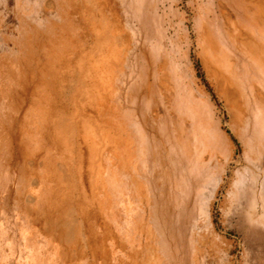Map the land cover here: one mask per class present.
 <instances>
[{"label":"rangeland","instance_id":"rangeland-1","mask_svg":"<svg viewBox=\"0 0 264 264\" xmlns=\"http://www.w3.org/2000/svg\"><path fill=\"white\" fill-rule=\"evenodd\" d=\"M111 1L109 6L120 10L117 1ZM214 2L181 0L180 6L192 15L193 20L188 22L191 29L200 13L211 9ZM147 5L154 20L139 42L145 53L141 56L142 72L147 67L146 52L156 39L160 41L161 52L171 57L177 68L176 62L183 59H178L181 54L175 48L179 49L182 41L184 51L186 44L169 8L170 0H147ZM95 25L96 11L87 0H0V264H21L31 244L35 246L34 264H143L146 256L152 257L151 264H264V145H250L247 140L245 144L240 143L233 135L234 159L226 164L216 188L202 177H196L189 179L193 183L192 190L179 192L176 181L181 171L172 170L166 160L164 87L159 83L158 94L148 96L143 91L145 83L131 76L130 82L139 83L142 90L126 100L123 88L130 70L127 60L119 63L108 98L110 107L122 121L124 135L130 136L132 149L128 166H115L116 183L108 184V190L100 196L105 205V212L101 214L105 225L98 226L96 231L110 235L109 252L95 257L89 255L83 260L61 256L51 236L40 233L28 222L26 201L33 187L39 188L33 175L39 173V162L45 158L42 166L46 169L50 158L59 165L63 161L68 165L70 160L80 161L88 152L89 157L93 156V145L52 142L53 130L49 127L52 121L57 125L56 137H66L64 127L58 122H62L63 117L52 120L45 113L41 119L33 118V73L41 75L38 96L49 95V85H54L52 103L57 106L58 113L63 112L64 94L57 87L62 86L63 80L52 82L51 73L65 72L54 67L63 68L66 62L97 61ZM120 33L128 44V58H132L129 48L135 44V38L128 27H122ZM192 34L196 36L195 30ZM195 46L196 41L191 48L195 75L212 91V99H215ZM166 72L168 70L159 69V79ZM39 119L41 128L37 125ZM176 133L178 135V130ZM141 145L149 148L150 179L147 182ZM28 156L32 160H25ZM205 159L210 169L218 167L219 158ZM70 169L78 172L80 166L72 164ZM127 181L132 184L130 190L126 188ZM141 184L146 185L145 189ZM211 188L210 211L206 214L199 202L209 196ZM179 193L181 199L177 197ZM180 211L182 216L178 215ZM163 212L173 216L175 227L163 221ZM133 251L138 252V263L132 260Z\"/></svg>","mask_w":264,"mask_h":264},{"label":"crops","instance_id":"crops-1","mask_svg":"<svg viewBox=\"0 0 264 264\" xmlns=\"http://www.w3.org/2000/svg\"><path fill=\"white\" fill-rule=\"evenodd\" d=\"M109 1L111 0L91 1L96 7L97 61L66 62L63 68L54 67L56 70L64 69L65 72L51 73L52 82L63 80L62 86H57L64 94L63 112L58 113L57 106L52 103L54 85H49V95L38 96L37 86L41 87V75L38 77L34 72L35 78H32L35 81L32 88L33 118L41 119L45 113L51 112L49 119H64V123L58 121L64 127V139L56 137V122H50L49 127L53 130L52 142L59 145H93V156L89 157L88 152L81 156L80 161L70 160L68 165L64 161L59 165L50 158L45 169L42 166V160L43 165L45 162L43 158L38 164L39 173L33 174L38 180V194L43 208L35 219H31L25 212L28 222L35 229L51 236L59 254L75 260H83L89 255L95 257L105 254L111 247L110 235L99 234L96 228L105 225L101 221L105 205L102 204L100 196L108 190V184L116 183L115 166L127 167L132 153L130 136L124 135L122 121L108 103L109 94L113 90L112 80L121 61L130 62L123 88L126 100L131 99L137 90H142L139 83L130 82L131 76L138 77L137 81L145 83L143 91L148 96L155 97L158 94L159 83L164 87L166 118L163 129L168 153L166 160L172 170L181 171L176 181L179 192L188 193L192 190L193 183L189 179L196 177H202V180L212 183L213 188H216L217 183L222 180L226 164L234 159L236 143L233 135L244 144L247 140L250 145H264V72L250 56L248 45L243 44L240 36V32L248 31L253 35L254 41L264 44V13L258 12L259 7L264 5V0H215L214 6L202 11L193 25L195 37L192 34L194 30L188 25L193 20L191 13L180 6L181 0H170L169 8L172 9L175 23L182 31L186 44L184 51L181 48L182 41L179 42V49L175 48L181 54L177 58L183 61L176 62L180 67L177 65L174 68L173 60L161 52L160 41L156 39L150 43L146 52L147 67L144 72L141 56L145 53L139 42L143 32L148 30L152 19L154 20L151 10H147V0H112L114 3L117 1L120 10L109 6ZM122 27H128L135 38V44L129 48L132 58H128L126 53L128 44L120 33ZM194 41L197 43L196 53L216 94L215 99H212V91L195 75L191 60ZM216 52L224 57L225 67L222 70L212 60L213 55H217ZM159 69L168 70L160 79L157 75ZM40 119L37 122L39 128ZM39 143L36 141V145ZM51 148L50 152H53ZM141 151L144 154L147 182L150 179L148 145H141ZM207 157L219 158L218 167L210 169L206 164ZM28 159L32 160L29 156L25 158ZM77 163L80 166L79 171H71L70 166ZM160 164L165 166L164 162ZM151 171L154 172L155 169ZM242 182L245 184V180ZM131 186V182L127 181L126 188L130 190ZM140 187L143 189L146 185L141 184ZM213 188L209 196H204L199 202L206 214L210 211L209 198ZM128 195L132 197L130 193ZM177 197L181 199V194H177ZM181 203L178 202L179 205ZM178 215H181V211ZM162 218L170 227H175L172 225V215L163 212ZM131 257L134 263L139 262L137 251H133ZM152 260L151 256H146L143 264H151Z\"/></svg>","mask_w":264,"mask_h":264},{"label":"bare ground","instance_id":"bare-ground-1","mask_svg":"<svg viewBox=\"0 0 264 264\" xmlns=\"http://www.w3.org/2000/svg\"><path fill=\"white\" fill-rule=\"evenodd\" d=\"M91 1H96V0H87V4L91 7V8H95V5H92L91 4ZM102 1V0H101ZM105 1V0H104ZM206 11V10H205ZM258 12H261L262 14L264 13V5H261L258 9ZM187 15V14H186ZM247 15V14H246ZM231 17V16H230ZM237 17V16H236ZM113 20V19H112ZM119 20V19H118ZM233 21V19H232ZM225 24V23H224ZM226 25V24H225ZM244 25V24H243ZM241 26V25H240ZM209 28V27H208ZM244 28V27H243ZM234 29V28H233ZM211 31V30H210ZM234 31V30H233ZM241 31V30H240ZM207 32V31H206ZM228 32V31H226ZM225 32V33H226ZM235 33V32H234ZM233 33V34H234ZM242 33V34H241ZM207 34V33H206ZM228 35V34H227ZM107 36V35H106ZM208 36V35H207ZM235 36H236V33H235ZM234 36V37H235ZM240 36H241V41L243 42L244 45H248V51L250 52V56L253 58V60L259 64L262 69H263V72H264V44L262 42H256L254 41V38H253V35L250 33V32H246V31H243V32H240ZM212 37V36H211ZM228 37V36H227ZM230 37V36H229ZM112 38V37H111ZM207 38V37H206ZM108 39V38H107ZM119 39V37H118ZM211 39V38H210ZM199 40V39H198ZM205 40V39H204ZM214 40V39H213ZM207 41V40H206ZM96 43V42H95ZM202 44V43H201ZM213 44V43H212ZM95 45V44H94ZM107 45V44H106ZM93 46V45H92ZM99 48V47H98ZM104 49V48H103ZM108 49V48H107ZM110 49V48H109ZM93 50V49H92ZM91 50V51H92ZM243 50V49H242ZM244 51V50H243ZM80 52V51H79ZM100 52V51H99ZM103 52V51H102ZM84 53V52H83ZM112 53V52H111ZM217 55H213L212 57V60L213 62L218 66L220 67V69L222 70L223 68L222 67H225V61H224V57L221 56V54H219V52H216ZM232 53V52H231ZM245 55V54H244ZM117 56H119L117 54ZM60 57V56H59ZM250 57V59H251ZM108 58V57H106ZM249 58V57H248ZM110 60V59H109ZM101 62V61H100ZM109 64V62H107ZM243 63V61H242ZM67 64V63H66ZM96 64V63H95ZM207 64V63H206ZM74 65V64H73ZM92 65V64H91ZM79 66V65H77ZM96 66V65H95ZM260 67V68H261ZM95 69V68H94ZM74 70V69H73ZM88 71V70H86ZM111 71V70H110ZM71 72V71H70ZM69 72V73H70ZM89 72V71H88ZM264 75V74H263ZM222 77V76H221ZM47 81V80H46ZM45 81V82H46ZM253 83V82H252ZM235 86V85H233ZM260 86V85H259ZM227 87V86H226ZM223 88V87H222ZM263 88V87H262ZM47 89V87H46ZM237 89V88H236ZM252 91V90H251ZM240 93V92H239ZM218 95V94H217ZM106 96V93L105 95ZM55 107V106H54ZM240 108H238V111H239ZM51 113V112H50ZM49 113V114H50ZM241 113V112H240ZM226 116V115H225ZM242 118V117H241ZM94 119V118H93ZM237 127V126H236ZM227 129V128H226ZM230 132V131H229ZM234 132V131H233ZM239 136V135H238ZM238 138V137H237ZM240 140V139H239ZM241 143V142H240ZM233 149V148H232ZM233 151V150H232ZM25 168V167H24ZM32 174V173H31ZM30 174V175H31ZM39 177V176H38ZM32 179V178H31ZM69 181V180H67ZM82 185V184H81ZM33 192L31 194V196L27 199L26 203H27V207L25 208V212L29 215V217L31 219H35L38 214L39 211L42 210L43 208V205H42V201H41V197L40 195L38 194V188L36 189L35 187H33ZM56 191V190H55ZM31 192V190H30ZM37 192V193H36ZM21 195V194H20ZM26 195V194H25ZM67 196V195H66ZM68 197V196H67ZM75 206V205H73ZM69 209V208H68ZM73 209V208H72ZM75 209V208H74ZM68 232V231H67ZM107 245V244H106ZM106 247V246H105ZM101 249V248H100ZM49 250V249H48ZM34 251H35V246L34 244H31L30 246V250H29V253L27 255V258L25 261H21V264L25 263V264H34ZM105 251V250H104ZM59 253V252H58ZM60 255L62 256L63 254L60 253ZM64 256V255H63ZM153 261V260H152ZM145 262V261H144ZM146 264V262H145Z\"/></svg>","mask_w":264,"mask_h":264}]
</instances>
